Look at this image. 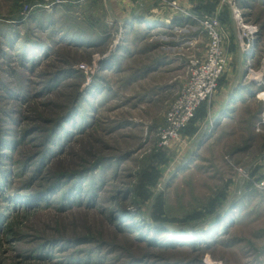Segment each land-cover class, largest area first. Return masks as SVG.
Instances as JSON below:
<instances>
[{
    "label": "rangeland",
    "instance_id": "374dc122",
    "mask_svg": "<svg viewBox=\"0 0 264 264\" xmlns=\"http://www.w3.org/2000/svg\"><path fill=\"white\" fill-rule=\"evenodd\" d=\"M131 2L0 0V264H264V0ZM213 16L222 81L162 148Z\"/></svg>",
    "mask_w": 264,
    "mask_h": 264
},
{
    "label": "built area",
    "instance_id": "2783aa9c",
    "mask_svg": "<svg viewBox=\"0 0 264 264\" xmlns=\"http://www.w3.org/2000/svg\"><path fill=\"white\" fill-rule=\"evenodd\" d=\"M135 1L144 3L154 0ZM201 24L208 38L206 54L204 57L192 56L189 60L185 82L168 109L164 126L157 133L162 148L178 141L195 119L198 110L211 102L226 69L221 19L218 16L206 17Z\"/></svg>",
    "mask_w": 264,
    "mask_h": 264
},
{
    "label": "crops",
    "instance_id": "0c3cea01",
    "mask_svg": "<svg viewBox=\"0 0 264 264\" xmlns=\"http://www.w3.org/2000/svg\"><path fill=\"white\" fill-rule=\"evenodd\" d=\"M124 2H125V4H126V9H128L130 6H131V4H132V0H123ZM236 115V114H235ZM260 165H261V167H263L264 166V160L263 161H261V163H260ZM249 187V186H248ZM251 188H253V186L251 187ZM246 190H247V188H246ZM256 215H259V214H257L256 212H253V216H256ZM252 218H254V217H252ZM248 226V225H247ZM251 227H253V228H251V231L253 230V232L254 231H259V230H263V229H255L254 227L255 226H251ZM256 237H258V236H256Z\"/></svg>",
    "mask_w": 264,
    "mask_h": 264
},
{
    "label": "trees",
    "instance_id": "16d2710c",
    "mask_svg": "<svg viewBox=\"0 0 264 264\" xmlns=\"http://www.w3.org/2000/svg\"><path fill=\"white\" fill-rule=\"evenodd\" d=\"M221 81H222V80H221ZM221 81H220V82H221ZM205 106H206V104H204V105L198 110V113H197L195 119L192 121L191 125L195 122V120H196V118L198 117L199 113L202 111V109H203ZM191 125H190V126H191ZM190 126H189V128H190ZM189 128H188V129H189Z\"/></svg>",
    "mask_w": 264,
    "mask_h": 264
},
{
    "label": "water",
    "instance_id": "95a60500",
    "mask_svg": "<svg viewBox=\"0 0 264 264\" xmlns=\"http://www.w3.org/2000/svg\"><path fill=\"white\" fill-rule=\"evenodd\" d=\"M168 230H171V231H176V230H178V227H169V226H167L166 227Z\"/></svg>",
    "mask_w": 264,
    "mask_h": 264
}]
</instances>
